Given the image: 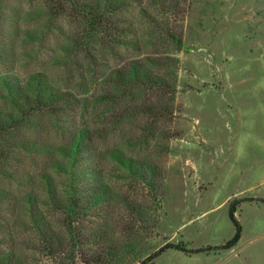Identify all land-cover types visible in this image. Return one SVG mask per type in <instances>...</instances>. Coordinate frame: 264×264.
I'll return each instance as SVG.
<instances>
[{
    "label": "rangeland",
    "instance_id": "1",
    "mask_svg": "<svg viewBox=\"0 0 264 264\" xmlns=\"http://www.w3.org/2000/svg\"><path fill=\"white\" fill-rule=\"evenodd\" d=\"M137 1L144 6L147 0ZM172 1L176 9L157 22L179 36L181 49L163 27L144 22L138 4H132L127 20L134 22L143 52L169 57L174 92L156 95L162 108L157 119H125L121 133L101 146L103 151L117 146L152 163L154 185L128 178L102 157L99 167L113 198L98 216L79 224L84 239L101 229L102 243L75 247L71 262L63 254L50 257L32 234L24 233L15 244L24 264H113L91 255L110 244L124 255L118 264H138L166 243L191 251L167 248L146 264H264V0ZM6 6L2 21L13 52L9 68L20 78L42 70L62 85L66 69L56 60L77 26L65 19L49 27L43 37L47 50L29 59L22 35L27 29L42 31L43 18L30 20L43 8L27 0H10ZM119 52L108 68L136 55ZM151 123L155 136L132 147ZM46 139L57 141L50 130ZM230 206L241 234L233 247L223 249L218 246L235 232Z\"/></svg>",
    "mask_w": 264,
    "mask_h": 264
},
{
    "label": "trees",
    "instance_id": "2",
    "mask_svg": "<svg viewBox=\"0 0 264 264\" xmlns=\"http://www.w3.org/2000/svg\"><path fill=\"white\" fill-rule=\"evenodd\" d=\"M27 2L39 3L43 8L30 21L44 19L41 32L27 29L22 35V48L29 59L36 60L38 52L47 50L43 37L49 36V27L54 29L60 20L75 24L78 31L60 46L63 53L56 62L67 75L62 85L51 81L42 70L20 78L9 68L13 52L7 48L10 32L2 21L10 0H0V264H24L15 248L18 235L24 233L32 234L50 257L63 254L73 262L74 255L70 253L75 247H83L86 242L98 247L104 236L100 229L84 239L79 226L86 217L98 216L113 198L99 167L102 157L121 167L128 178L149 187L154 185L156 170L152 163L117 146L104 151L101 146L109 137L121 133L120 124L125 119H157L162 108L156 95L174 92L172 74L167 72L169 57L142 51L127 12L133 3L138 4L144 22L163 27L181 49L179 36L165 30V23L157 22L176 9V3L147 0L143 6L137 0ZM121 49L136 55L120 66L108 68ZM47 130L55 134L56 142L46 139ZM153 136L154 125L147 124L136 143L129 144L142 146ZM234 212V206H230L229 218L235 232L220 248L229 249L240 238L241 225ZM167 248L191 251L182 244L166 243L138 264H146ZM91 255L97 261L105 256L113 264L124 256L111 244L100 246L97 254ZM84 259L87 263L94 261Z\"/></svg>",
    "mask_w": 264,
    "mask_h": 264
}]
</instances>
